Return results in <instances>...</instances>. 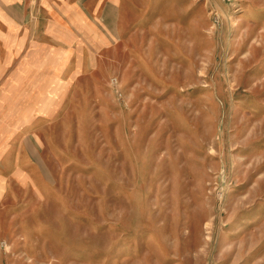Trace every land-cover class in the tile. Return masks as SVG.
<instances>
[{"label":"rangeland","instance_id":"1","mask_svg":"<svg viewBox=\"0 0 264 264\" xmlns=\"http://www.w3.org/2000/svg\"><path fill=\"white\" fill-rule=\"evenodd\" d=\"M32 1L0 40V264H264V0Z\"/></svg>","mask_w":264,"mask_h":264},{"label":"crops","instance_id":"2","mask_svg":"<svg viewBox=\"0 0 264 264\" xmlns=\"http://www.w3.org/2000/svg\"><path fill=\"white\" fill-rule=\"evenodd\" d=\"M31 1V2H30ZM32 0H0V40L9 36L10 40H15L24 27V14L29 8L32 10ZM39 8L52 7L60 0H37ZM76 7L78 0H75ZM20 29V30H19ZM27 29V28H25Z\"/></svg>","mask_w":264,"mask_h":264},{"label":"built area","instance_id":"3","mask_svg":"<svg viewBox=\"0 0 264 264\" xmlns=\"http://www.w3.org/2000/svg\"><path fill=\"white\" fill-rule=\"evenodd\" d=\"M116 82V78L115 77H112L111 78V83L114 84Z\"/></svg>","mask_w":264,"mask_h":264}]
</instances>
